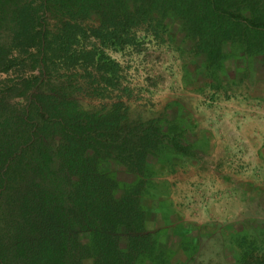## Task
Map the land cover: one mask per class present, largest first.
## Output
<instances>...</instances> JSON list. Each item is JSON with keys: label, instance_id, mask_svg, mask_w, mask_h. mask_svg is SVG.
Returning a JSON list of instances; mask_svg holds the SVG:
<instances>
[{"label": "trees", "instance_id": "1", "mask_svg": "<svg viewBox=\"0 0 264 264\" xmlns=\"http://www.w3.org/2000/svg\"><path fill=\"white\" fill-rule=\"evenodd\" d=\"M172 25L213 98L234 83L226 63L264 64V0H0V264H173L148 202L155 176L197 148L168 107L131 120L109 54L139 31L171 43ZM180 229L174 264H189L198 249ZM231 244L234 264H264V227Z\"/></svg>", "mask_w": 264, "mask_h": 264}, {"label": "rangeland", "instance_id": "2", "mask_svg": "<svg viewBox=\"0 0 264 264\" xmlns=\"http://www.w3.org/2000/svg\"><path fill=\"white\" fill-rule=\"evenodd\" d=\"M169 34L173 42L159 43L139 31L138 47L109 53L130 90L123 101L131 120L157 116L168 107L169 116L187 120V139L197 148V159L176 160L175 173L165 169L155 176L156 196L148 202L156 207L151 227L166 229L162 240L176 253L173 264L186 260L172 233L181 226L192 230L191 242L198 249L189 264H234L239 250L233 238L264 227V64L226 63L225 82L234 83L213 98L206 80L195 73L199 62H192L191 45L177 25ZM7 78L0 74V82ZM112 100L80 102L101 108Z\"/></svg>", "mask_w": 264, "mask_h": 264}]
</instances>
